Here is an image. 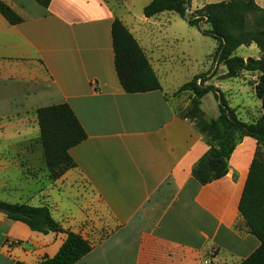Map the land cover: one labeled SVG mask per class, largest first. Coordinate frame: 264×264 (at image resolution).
<instances>
[{
  "label": "crops",
  "instance_id": "crops-1",
  "mask_svg": "<svg viewBox=\"0 0 264 264\" xmlns=\"http://www.w3.org/2000/svg\"><path fill=\"white\" fill-rule=\"evenodd\" d=\"M4 1L22 21L10 24L0 14V117L67 103L86 132L69 149L75 166L54 180L51 200L40 204L64 230L91 243L74 264H237L257 248L238 211L256 140L245 136L236 145L222 177L202 185L192 176L209 146L167 98L156 70L163 47L144 45L127 18L129 6L122 0H51L48 7ZM116 18L142 47L160 90L122 89L111 37ZM228 104L241 120H256L239 113L244 106ZM65 237L0 213V264H36L53 256Z\"/></svg>",
  "mask_w": 264,
  "mask_h": 264
},
{
  "label": "trees",
  "instance_id": "trees-1",
  "mask_svg": "<svg viewBox=\"0 0 264 264\" xmlns=\"http://www.w3.org/2000/svg\"><path fill=\"white\" fill-rule=\"evenodd\" d=\"M34 1L48 7L51 0ZM187 2L150 0L142 13L149 18L162 12H174L198 29L203 21L209 28L200 30L201 33L217 41L212 55L214 67L194 75L179 87V90L192 93L189 109L180 116L193 121L209 146L191 170L192 176L203 185L226 173L231 153L245 136L256 140L257 149L264 146V11L254 0H227L209 3L197 15L188 16ZM0 14L10 24L22 21V17L4 0H0ZM111 37L114 67L122 89L127 93L160 90L161 84L142 47L117 18L112 23ZM252 43L260 52L258 58L248 57L245 60L233 54L238 47ZM219 65H224L227 70L222 77L234 76L236 69L258 72L254 89L263 110L259 119L252 122L241 120L235 109L229 106L224 93L212 84H205L216 75ZM210 92L217 100L218 114L208 121L202 117L199 105L200 99ZM35 113L45 165L55 180L75 166L69 149L83 141L86 132L67 103L39 107ZM257 149L249 166L238 211L247 231L259 240V245L237 264H264V155ZM0 213L10 220L26 224L33 231L43 234L66 233L57 252L36 264H74L92 248L91 243L79 233L64 230L46 205L0 200ZM14 264L27 263L16 260Z\"/></svg>",
  "mask_w": 264,
  "mask_h": 264
},
{
  "label": "rangeland",
  "instance_id": "rangeland-1",
  "mask_svg": "<svg viewBox=\"0 0 264 264\" xmlns=\"http://www.w3.org/2000/svg\"><path fill=\"white\" fill-rule=\"evenodd\" d=\"M223 1L227 0H188L186 13L194 16L205 5ZM254 1L264 11V0ZM122 2L123 6L130 7L131 12L127 14V18L134 24L133 31L140 35L144 45L152 42L163 47L162 57L165 59L157 63V74L160 75L164 89L169 90L166 96L171 100L174 110L179 115L184 114L190 107L192 93L189 90H179V87L194 75L214 67L212 55L217 41L200 31L209 28V25L201 21L198 29L174 12H162L149 17L148 23L141 22L139 19L143 17L144 0ZM233 54L246 60L248 57L258 58L260 52L252 43L238 47ZM226 71L224 65H219L216 75L205 84L219 88L232 104L242 108L244 106L239 110L243 116L259 119L261 101L256 97L254 89L259 78L258 72L236 69L234 76L222 77ZM199 107L204 119L209 121L216 118L218 104L211 92L200 99ZM35 111L36 109L15 114L13 112L0 117L1 201L40 205L51 200L50 190L54 188V179L43 158ZM257 151L264 155V146L261 145ZM104 234L103 232L99 237Z\"/></svg>",
  "mask_w": 264,
  "mask_h": 264
}]
</instances>
